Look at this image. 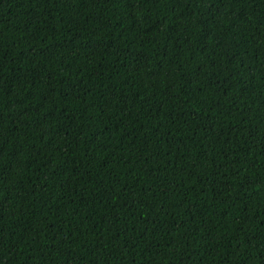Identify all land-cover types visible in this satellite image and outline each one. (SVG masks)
Masks as SVG:
<instances>
[{"label": "trees", "instance_id": "1", "mask_svg": "<svg viewBox=\"0 0 264 264\" xmlns=\"http://www.w3.org/2000/svg\"><path fill=\"white\" fill-rule=\"evenodd\" d=\"M0 264H264V0H0Z\"/></svg>", "mask_w": 264, "mask_h": 264}]
</instances>
